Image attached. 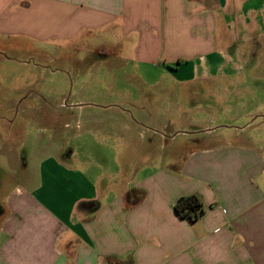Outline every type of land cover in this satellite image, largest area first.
<instances>
[{"label": "crops", "instance_id": "obj_1", "mask_svg": "<svg viewBox=\"0 0 264 264\" xmlns=\"http://www.w3.org/2000/svg\"><path fill=\"white\" fill-rule=\"evenodd\" d=\"M104 31L118 37L94 52L119 66L122 52L152 65L203 59L193 75L253 73L262 68L264 0H0L1 50L5 41L87 42ZM94 106V121L128 126L136 102ZM64 125L32 147L45 162L25 159L19 137L0 146V264H264V160L253 147L193 146L173 168L103 161L92 169L70 164ZM155 133L162 146L166 136ZM57 168L73 177L36 181ZM191 193L207 206L193 222L173 209Z\"/></svg>", "mask_w": 264, "mask_h": 264}, {"label": "rangeland", "instance_id": "obj_2", "mask_svg": "<svg viewBox=\"0 0 264 264\" xmlns=\"http://www.w3.org/2000/svg\"><path fill=\"white\" fill-rule=\"evenodd\" d=\"M115 34L104 31L87 42L5 41L7 46L0 49V146L13 147L19 137L25 159L45 162L32 147H42V137L66 123L60 130L67 148L74 150L70 164H90L92 169L103 161L125 162L131 168L156 161L173 168L187 149L212 143L250 145L264 160V44L256 51L259 71L202 76L191 72V65L202 64L198 58L152 65L120 52L127 58L124 66L113 57L98 60L105 52L94 49L103 43L112 46ZM137 81L146 85L138 90ZM125 100L136 102L128 126L94 121V112H100L94 104ZM76 102L89 104L69 106ZM155 132L166 136L162 146ZM152 136L156 141H150ZM0 164H6L3 155ZM92 169L88 175L94 179ZM34 174L36 181L73 177L58 168ZM143 175L139 169L137 177Z\"/></svg>", "mask_w": 264, "mask_h": 264}, {"label": "trees", "instance_id": "obj_3", "mask_svg": "<svg viewBox=\"0 0 264 264\" xmlns=\"http://www.w3.org/2000/svg\"><path fill=\"white\" fill-rule=\"evenodd\" d=\"M173 209L178 216L189 222L197 220L204 212L203 202L195 193L177 197Z\"/></svg>", "mask_w": 264, "mask_h": 264}]
</instances>
